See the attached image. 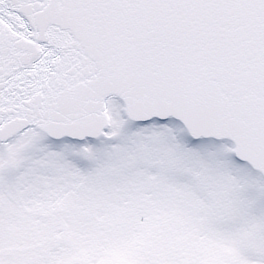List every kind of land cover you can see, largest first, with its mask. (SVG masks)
<instances>
[{
    "label": "snow or ice",
    "instance_id": "snow-or-ice-1",
    "mask_svg": "<svg viewBox=\"0 0 264 264\" xmlns=\"http://www.w3.org/2000/svg\"><path fill=\"white\" fill-rule=\"evenodd\" d=\"M0 264H264V0H0Z\"/></svg>",
    "mask_w": 264,
    "mask_h": 264
}]
</instances>
